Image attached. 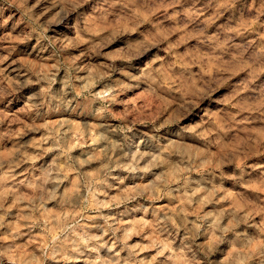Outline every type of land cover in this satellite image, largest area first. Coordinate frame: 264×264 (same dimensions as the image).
<instances>
[{
  "label": "rangeland",
  "instance_id": "374dc122",
  "mask_svg": "<svg viewBox=\"0 0 264 264\" xmlns=\"http://www.w3.org/2000/svg\"><path fill=\"white\" fill-rule=\"evenodd\" d=\"M0 264H264V0H0Z\"/></svg>",
  "mask_w": 264,
  "mask_h": 264
}]
</instances>
